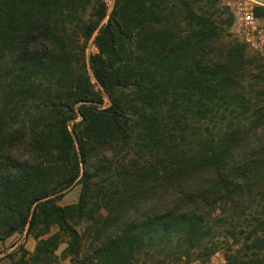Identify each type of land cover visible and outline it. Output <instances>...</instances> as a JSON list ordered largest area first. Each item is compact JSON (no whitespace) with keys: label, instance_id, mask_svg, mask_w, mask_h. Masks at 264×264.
I'll use <instances>...</instances> for the list:
<instances>
[{"label":"trees","instance_id":"1","mask_svg":"<svg viewBox=\"0 0 264 264\" xmlns=\"http://www.w3.org/2000/svg\"><path fill=\"white\" fill-rule=\"evenodd\" d=\"M233 25L224 0H0V242L206 263L225 233L264 264V59Z\"/></svg>","mask_w":264,"mask_h":264},{"label":"rangeland","instance_id":"2","mask_svg":"<svg viewBox=\"0 0 264 264\" xmlns=\"http://www.w3.org/2000/svg\"><path fill=\"white\" fill-rule=\"evenodd\" d=\"M108 7L109 12H111L113 6H114V0H105ZM235 0H224L225 4L228 6L229 2H234ZM229 7V6H228ZM231 13L234 16V25L231 29L232 34L241 40V37L238 33V26L236 23L235 15L232 11V9L229 7ZM261 20V19H260ZM107 20H105L104 23H106ZM262 24H264V20H261ZM94 38L90 41L88 48H87V57L89 58L92 54H96L98 52L97 48L94 44ZM251 55H254L250 53ZM256 56V55H254ZM93 82L95 80L93 79ZM110 106V101L108 97L105 98V103L103 107ZM80 194V187H74L72 190L64 197V199L59 202V205L61 206H67L71 204H76L78 202ZM106 212L104 210L101 211L102 216H106ZM89 226V223L84 221L80 226H78V230L81 232V234L84 237V243H83V249L86 250L87 246L89 245L91 241V235L92 232L87 228ZM245 239V236H239V238ZM242 239V242H243ZM234 239L227 235L222 234L219 236L218 239V248L216 249L217 252L223 253L225 256L228 253L229 250L235 251L238 247L231 248V245H233ZM37 246V241L28 233V230L23 232L22 234H16L6 240L5 242H0V264H24L23 261H28L30 257H32L35 254ZM67 243L63 242L59 249L56 251L55 256L53 257V260L48 262L47 264H71L70 257L67 255ZM173 258V257H172ZM197 257L193 256L191 261H187L186 259H183L181 261H178L176 258L172 260L173 264H192V263H202L201 260L196 259ZM159 259L163 258H144V261L146 264H164ZM167 264V263H165Z\"/></svg>","mask_w":264,"mask_h":264},{"label":"built area","instance_id":"3","mask_svg":"<svg viewBox=\"0 0 264 264\" xmlns=\"http://www.w3.org/2000/svg\"><path fill=\"white\" fill-rule=\"evenodd\" d=\"M228 6L232 9L238 33L247 46L249 53L264 59V24L256 15L257 8H264V0H235L229 2ZM192 264H229L225 255L216 252L206 263Z\"/></svg>","mask_w":264,"mask_h":264}]
</instances>
